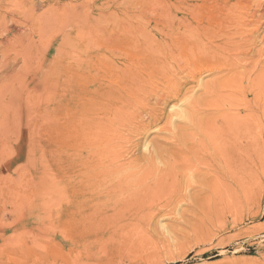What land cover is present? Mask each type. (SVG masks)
Masks as SVG:
<instances>
[{
    "label": "bare ground",
    "instance_id": "6f19581e",
    "mask_svg": "<svg viewBox=\"0 0 264 264\" xmlns=\"http://www.w3.org/2000/svg\"><path fill=\"white\" fill-rule=\"evenodd\" d=\"M55 4L56 7L51 5L37 16L35 10L40 6L23 8L31 20L23 23L32 22L33 26L30 30L17 28L15 23L9 27L8 40L12 45L18 41L28 42L44 31L52 36L59 31L63 39L58 48L65 52L67 41L62 25L68 6L59 1ZM181 6L186 17L177 26H174L176 20L168 17L170 22L165 24V29L158 27L159 34L156 29L154 32L155 24L152 28L133 25L135 18L131 16L126 18L128 26L119 29L123 37L120 43H116L115 34L111 41L105 31L117 23L116 16H110L111 26L106 25L102 30L100 27L99 115L96 118L89 119L84 112L72 115L70 105L72 85L84 69L89 68L88 60L58 59L50 64V76L41 85L45 84L51 91L45 99V128L42 135H37L55 146L51 151L53 156L74 159L70 163L68 159L63 173L70 182L64 186L71 193L64 214L77 225L72 228L73 232L69 231L73 236L68 238L67 248L65 243L54 242L56 254L46 250L37 252L31 264H87L86 256L92 250L89 251L88 242L81 236L88 235L87 231L95 234L98 227L99 253L120 252L124 262L141 263L156 246L154 242L133 241L145 216L152 217L153 211L159 212V208L171 211L186 199L198 198L210 205L214 202L233 207L254 197L261 187L260 175H264V0H221L215 14L217 20H211L213 23L207 18L206 22L202 20L204 3L192 7L185 0ZM8 48H13L23 69L33 64L27 43L21 50L27 49L28 54L21 55L13 46ZM8 54V51L1 52L0 59V147L9 134L25 137L21 135V125L12 120L15 107L19 109L26 103L22 73H19L21 65L10 64ZM202 73L215 74L212 75L215 77L206 83H198L197 79L196 86L192 84L201 89V97L188 94L190 96L179 99L182 83L185 86ZM193 92L197 93L195 89ZM201 99L207 102L208 113L199 108ZM165 107L169 110L166 125L171 128L164 129L171 139L160 136L166 141L158 143L157 139L160 146L150 149L147 132L162 118ZM26 133L28 138L37 136L33 132ZM139 135L144 139L140 145L144 153L134 156L137 144L133 138ZM82 149H86L85 155H81ZM86 156L96 158L91 162ZM82 158L91 165L81 178L93 189L90 193L82 182L75 185L79 183L75 176L77 170L84 171L76 167L78 163L83 168ZM60 179L56 182L57 196L61 195ZM97 191L99 193L95 194ZM44 247L39 244V249Z\"/></svg>",
    "mask_w": 264,
    "mask_h": 264
},
{
    "label": "rangeland",
    "instance_id": "374dc122",
    "mask_svg": "<svg viewBox=\"0 0 264 264\" xmlns=\"http://www.w3.org/2000/svg\"><path fill=\"white\" fill-rule=\"evenodd\" d=\"M58 1L61 4L67 3L68 6L66 19L62 25L67 41L65 52H61L58 48L63 39L59 31L54 36L44 31L41 36L31 37L28 42L18 41V43L12 45V42L8 40L7 30L9 27L14 26L15 23L17 28L30 30L33 26L32 22L23 23L29 20L25 13L26 10H22L23 8L32 9L40 6L38 10H35L37 16L51 5L56 7L55 3ZM184 1L0 0V31L2 32V35H0V59L1 52L8 51L7 61L10 64L17 62L16 65H21L19 73L22 74H18V76L20 75L23 80L24 90L22 93L26 98V103H22L19 109L15 107V116L12 114V120L15 119L16 124L21 125V135L25 137H18L15 133L9 134L4 141V146L0 147V264H31V259L35 257L37 252L44 253L47 251L50 253L51 251V254H56L54 252L56 251L54 242L65 243L67 248L68 238L73 236L69 231L73 232L71 231L72 228L77 225L76 223L74 225L72 220L64 214L71 193L64 186L65 184L69 185L70 182L63 173L65 172V166L67 167V164L74 161V159L71 156H59V158L53 156L51 151H53V148L55 149V146L49 140L37 135H42L45 128L44 123L47 112L45 99L51 91L45 88V84L41 85L42 82L46 83L50 76V64L54 60L58 61V59L66 61L72 59L88 60L89 68L85 71L83 67V74L72 85V103L70 105L72 115L79 116V112H84L85 116H90L89 119L91 117L96 118L99 115L100 27V30H102L106 25L111 26L109 18L112 15L116 16L117 23L105 30L111 41L114 40L111 37L112 35L114 37L115 34L116 43H120L123 38L121 37L122 31L119 29L128 26L126 19L128 16H131V19L135 18L132 20L133 25L142 24V27L152 28L155 24L154 32L156 29V33H158L159 28L165 29V24L167 25L170 22V18L176 20L174 26H177L179 21L186 17L185 12L181 11V4ZM188 1L192 7L193 4L199 6L204 3L205 15L203 14V21L206 22L205 18L208 19L209 23L214 22H211V20H217L215 14L217 13V6H221V0ZM163 14H165V18ZM142 16H145V18L141 19ZM145 19L146 21H144ZM262 31L264 32V28ZM26 43L29 45L28 49L33 64L25 66L23 69L21 62L15 58L13 48L9 49L8 47H15L21 55L23 53L28 54L27 49L21 50ZM212 75L215 74L202 73L197 75L194 81L186 82L185 86L182 83L183 96L181 94L179 99L190 96L188 94L193 97L196 94L194 98H200L202 91L197 87L195 88L196 83L199 80L198 83L202 81L206 83L215 77ZM197 79L199 80L196 81ZM192 84L195 86L193 87ZM191 87L197 93L193 92L194 89ZM205 102L201 99L198 105L199 108L201 107L200 109H204L208 113L207 102L206 105ZM166 108L168 107L163 109L162 118L147 132L146 141L150 149H152V146H160L158 143L171 137L168 131L164 129L169 127V125H166L168 124L166 116L169 110ZM205 111L204 114H207ZM163 129L165 132L162 131ZM192 130L194 131V129L190 131ZM26 132H33L37 136L33 139L32 137L28 138ZM160 136L165 139L160 138ZM170 139L168 138V140ZM133 140L137 144L133 150L134 156L137 154L139 156L140 153H144L140 147L144 139L139 135L135 136ZM84 150L82 149L80 152L81 155H85L86 151ZM86 158L93 162L96 156H86ZM68 159L70 160L69 163ZM76 160L78 161V159ZM83 162L85 163L83 168L76 163L77 169L81 171L84 169L82 173H79L78 170L76 172L77 182L79 181V183H75L76 186L81 184L80 182L85 176L83 175L84 172H86V169L89 170L91 166L89 161L83 159ZM58 163H62V165L60 166ZM57 167L61 175L57 172ZM58 177H61V179L59 178L60 196L55 194ZM260 177L262 185L258 188L256 195L239 205L225 207L214 202L212 205L207 204V201L203 199H186L178 203L171 211L159 208V212L153 211L152 217H149L150 215L149 218L145 216L139 223V233L133 241L137 243L144 240L149 241L151 244L154 242L156 246L153 247V252L148 256L150 258L147 259L148 257H146L138 264H264V175H260ZM83 184L85 185V183ZM87 187L89 188V186ZM88 188V193L93 191V189ZM98 193L99 191L95 192V194ZM65 218L67 222L64 220ZM80 224L83 225L81 222ZM87 233L86 236L89 238L81 236L82 240L88 242L89 251L92 250V253L90 252L86 256L87 264H112V262H114L113 264H128L124 262L120 252L99 253V227L95 234L89 231ZM92 236L98 242L94 239L93 241ZM41 243L45 246L44 249H39Z\"/></svg>",
    "mask_w": 264,
    "mask_h": 264
}]
</instances>
